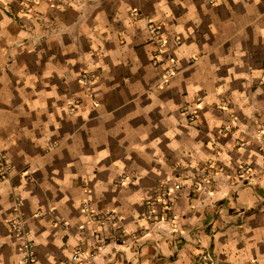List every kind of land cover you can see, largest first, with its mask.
I'll return each mask as SVG.
<instances>
[{
	"label": "crops",
	"instance_id": "1",
	"mask_svg": "<svg viewBox=\"0 0 264 264\" xmlns=\"http://www.w3.org/2000/svg\"><path fill=\"white\" fill-rule=\"evenodd\" d=\"M56 1L0 3V264H19L14 192L36 264H73L78 245L91 264H264V0ZM162 181L182 184L174 240L143 215ZM84 201L117 214L98 251L109 228Z\"/></svg>",
	"mask_w": 264,
	"mask_h": 264
},
{
	"label": "built area",
	"instance_id": "2",
	"mask_svg": "<svg viewBox=\"0 0 264 264\" xmlns=\"http://www.w3.org/2000/svg\"><path fill=\"white\" fill-rule=\"evenodd\" d=\"M60 3L59 0L56 1ZM151 34L156 38L158 47H161L165 42V38L161 35L160 26L153 22L148 24ZM95 74L89 70H84L80 73V81L82 84H91L94 82ZM199 97L194 98L193 101L183 104L180 107V114H182L186 123L192 124L196 121L198 116V103ZM195 105V106H194ZM253 138L257 149L264 153V115L259 116L253 129ZM223 165H219L217 170L222 171ZM11 165L4 152L0 149V181L6 180L9 176ZM129 176L121 174L119 180L121 182L127 181ZM181 182H175L173 185L168 184L166 181L159 183L155 189V197L153 199H145V211L144 217L152 221V228L164 229L169 228V233L172 234L174 240L176 233L177 214L174 212L173 207L177 199L174 192L175 189L181 187ZM159 203L160 210H156V204ZM82 210L85 212L86 217L90 220H96L106 224L109 228V232H105L99 236V242L97 243L98 249H101L105 245L106 239H112L114 231L117 229V214L114 211H105L101 214H95L90 208L87 201L81 204ZM8 226L13 236L19 242V264H36L35 255V243L30 237L29 229L26 224L25 216L21 209V199L18 193L14 192L12 197V212L8 220ZM192 243L195 247L200 248L201 246V232L199 228L192 230ZM124 240H121L123 242ZM84 250L81 245L74 248L72 252L73 264H91L94 254L88 256L83 255ZM197 260L199 263H211L212 257L209 252L201 250L197 254Z\"/></svg>",
	"mask_w": 264,
	"mask_h": 264
},
{
	"label": "clouds",
	"instance_id": "3",
	"mask_svg": "<svg viewBox=\"0 0 264 264\" xmlns=\"http://www.w3.org/2000/svg\"><path fill=\"white\" fill-rule=\"evenodd\" d=\"M0 3L7 4L8 3V0H0ZM256 3H259V0H256Z\"/></svg>",
	"mask_w": 264,
	"mask_h": 264
},
{
	"label": "rangeland",
	"instance_id": "4",
	"mask_svg": "<svg viewBox=\"0 0 264 264\" xmlns=\"http://www.w3.org/2000/svg\"><path fill=\"white\" fill-rule=\"evenodd\" d=\"M196 248H197V247H196ZM195 260H196V262H197L198 264H201V263L198 262L197 257L195 258ZM206 263L208 264V262H206ZM206 263H202V264H206Z\"/></svg>",
	"mask_w": 264,
	"mask_h": 264
}]
</instances>
